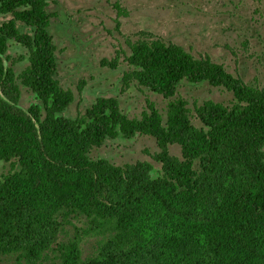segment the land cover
<instances>
[{"label": "trees", "instance_id": "trees-1", "mask_svg": "<svg viewBox=\"0 0 264 264\" xmlns=\"http://www.w3.org/2000/svg\"><path fill=\"white\" fill-rule=\"evenodd\" d=\"M50 0H0V159L15 161L20 171L0 186V254L37 237L65 206L84 208L123 169L89 158L109 139L153 137L165 149L183 146V160L161 156L164 174L148 180L139 198V212H125L120 234L105 248L103 261L87 264H264V88L248 86L209 57L194 58L161 40L131 45L122 83L138 82L165 99L176 96L181 82H208L229 88L236 101L229 109L207 103L199 108L209 130L194 131L183 99L168 103L167 120L155 104L141 119L122 113L116 98H98L75 120L60 116L74 101L58 78V60L50 32L54 13ZM118 15L123 10L116 4ZM27 31L22 32L20 27ZM9 41L27 49L29 66L23 84L43 102L27 112L8 108L2 95L18 92L15 74L6 66ZM119 68L118 60H102ZM85 83L79 90L83 91ZM10 107V106H9ZM233 174L222 184L201 183L195 162ZM150 169L149 165L145 166ZM211 172V171H207ZM137 190V189H136ZM64 264L78 261L76 246Z\"/></svg>", "mask_w": 264, "mask_h": 264}, {"label": "rangeland", "instance_id": "rangeland-1", "mask_svg": "<svg viewBox=\"0 0 264 264\" xmlns=\"http://www.w3.org/2000/svg\"><path fill=\"white\" fill-rule=\"evenodd\" d=\"M116 4L123 15H118ZM48 11L56 14L50 32L56 48L58 78L62 87L74 94L73 103L60 114L67 119L84 115L103 97L116 98L120 110L130 119H141L148 111V103H153L165 123L168 103L183 99L190 110L191 126L197 132L209 130L199 117V108L210 102L229 109L235 106L229 88L208 82L183 81L176 96L169 100L138 82L124 87L126 58L131 56V45L139 41L161 40L178 45L196 59L209 57L248 86L264 88V0H50ZM3 21L5 18L0 16V24ZM20 29L27 31L22 26ZM7 54L10 61L6 66L15 74L18 92L11 90L2 99L8 108L24 112L39 105L44 118L43 102L20 79L29 66L27 49L9 41ZM116 59L117 70L101 65L102 60ZM164 152L172 159L183 160L182 145L170 144L163 149L153 137L139 134L130 139H109L102 148L93 149L89 154L92 161H107L122 168L123 174L110 180L84 208L65 206L58 210L37 237L0 254V264H64L72 246L78 249L75 264L103 261L106 246L120 234L122 214L140 211L138 201L142 196L127 201L129 192L133 189L142 193L148 180L163 176ZM261 152L264 156V145ZM204 165L201 160L195 162L204 184L218 186L227 181L229 173L233 174L227 167L217 170L207 166L206 170L211 171L207 172ZM18 171L20 166L15 161L0 159V186Z\"/></svg>", "mask_w": 264, "mask_h": 264}]
</instances>
